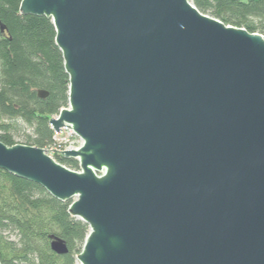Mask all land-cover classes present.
<instances>
[{
	"label": "water",
	"instance_id": "water-1",
	"mask_svg": "<svg viewBox=\"0 0 264 264\" xmlns=\"http://www.w3.org/2000/svg\"><path fill=\"white\" fill-rule=\"evenodd\" d=\"M21 3L55 24L81 170L1 139L0 169L72 200L78 264H264V36L190 0Z\"/></svg>",
	"mask_w": 264,
	"mask_h": 264
},
{
	"label": "trees",
	"instance_id": "trees-1",
	"mask_svg": "<svg viewBox=\"0 0 264 264\" xmlns=\"http://www.w3.org/2000/svg\"><path fill=\"white\" fill-rule=\"evenodd\" d=\"M22 1L0 0V139L8 146L45 148L59 163L79 169L77 159L57 151L63 146L50 121L70 102V77L55 24L48 16L21 14ZM190 1L227 25L264 36V0ZM41 89L47 97L39 96ZM71 203L0 169V262L78 264L90 228L70 214ZM56 237L65 241L68 254L52 250Z\"/></svg>",
	"mask_w": 264,
	"mask_h": 264
},
{
	"label": "rangeland",
	"instance_id": "rangeland-1",
	"mask_svg": "<svg viewBox=\"0 0 264 264\" xmlns=\"http://www.w3.org/2000/svg\"><path fill=\"white\" fill-rule=\"evenodd\" d=\"M55 138L56 141L61 144H63L64 141L68 142V144L64 142V145L66 144L67 146H69L71 143L80 144L79 139L76 138L75 135H72L71 131L69 130H63V132L60 134L57 133ZM48 153L51 154L50 152Z\"/></svg>",
	"mask_w": 264,
	"mask_h": 264
},
{
	"label": "built area",
	"instance_id": "built-area-1",
	"mask_svg": "<svg viewBox=\"0 0 264 264\" xmlns=\"http://www.w3.org/2000/svg\"><path fill=\"white\" fill-rule=\"evenodd\" d=\"M63 130H69V131H71V133H72V135H75V137L76 138H78L79 139V142H80V144H74V143H71L69 146H67L66 144H68V142H65L66 144L64 145V142H63V144H62V146L63 147H61V148H58V152L59 153H61V151H64V150H73L74 148H80L82 145H83V141L81 140V138L75 133V132H73L71 129H69V128H64ZM62 130V131H63ZM55 151V150H54ZM49 152V151H48ZM70 168V167H69ZM71 169V168H70ZM72 170H74V169H72ZM75 170H77V171H80L81 169L79 168V169H75ZM74 170V171H75Z\"/></svg>",
	"mask_w": 264,
	"mask_h": 264
}]
</instances>
